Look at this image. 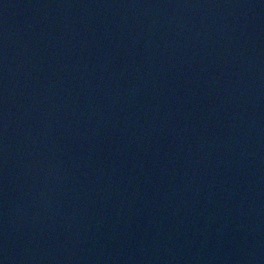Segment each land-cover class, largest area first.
<instances>
[{
	"label": "water",
	"instance_id": "1",
	"mask_svg": "<svg viewBox=\"0 0 264 264\" xmlns=\"http://www.w3.org/2000/svg\"><path fill=\"white\" fill-rule=\"evenodd\" d=\"M0 264H264V0H0Z\"/></svg>",
	"mask_w": 264,
	"mask_h": 264
}]
</instances>
